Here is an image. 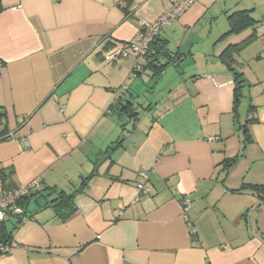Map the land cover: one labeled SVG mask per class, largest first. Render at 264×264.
I'll use <instances>...</instances> for the list:
<instances>
[{
    "label": "crops",
    "instance_id": "1",
    "mask_svg": "<svg viewBox=\"0 0 264 264\" xmlns=\"http://www.w3.org/2000/svg\"><path fill=\"white\" fill-rule=\"evenodd\" d=\"M175 1L0 0V168L41 189L21 222H0V264H264V0H195L159 32L168 65L154 80L146 58L133 71L129 43ZM236 11L258 23L223 39ZM114 48L127 56L106 61ZM225 60L243 82L236 104ZM144 76L164 96L126 134ZM86 177L62 220L48 190Z\"/></svg>",
    "mask_w": 264,
    "mask_h": 264
},
{
    "label": "trees",
    "instance_id": "2",
    "mask_svg": "<svg viewBox=\"0 0 264 264\" xmlns=\"http://www.w3.org/2000/svg\"><path fill=\"white\" fill-rule=\"evenodd\" d=\"M2 12V8H1V4H0V13ZM227 21L229 23V28L228 30L222 35L223 39H226L228 37L234 36V35H238L241 32H243L244 30H247L249 28H254L255 25H257V21H255L249 14V12L247 11H236L230 14H227ZM159 36V34H158ZM158 36L156 37V39L154 40L153 44L151 45V53L146 57L147 59V64L146 66H144V68H146V70L148 69L151 74H152V78L157 79L159 78V76H161V74L164 72L165 67L168 64H163L160 60L161 58H164L165 56H167V53L164 50V42L161 41L160 39H158ZM253 38H255V33H252V35L250 37H248L247 39H245L244 41L240 42L239 44L236 45H231L228 46L222 53V57L227 56V54H229V52L231 51H239L242 47L246 46L250 41L253 40ZM168 57V56H167ZM227 63L228 68L233 72L234 74V80H235V98H234V102L235 104L238 102L239 98H240V91L242 89V80H241V75L239 73H236L235 70L232 68L231 65H229V61L225 60ZM231 64V63H230ZM117 103H115V106H117ZM253 108L252 106H250V109ZM126 111L127 107L124 106L121 111ZM131 118H134L136 116V112H134L133 109H131ZM251 112V111H250ZM8 138H10V135H8L6 133V125H5V112L0 109V141H4L7 140ZM10 175L11 173L6 172L4 169L0 168V180L3 183L4 187L6 189H13L16 187V185H13L12 182H10ZM92 176V175H91ZM90 176V178H91ZM88 180L89 178L86 177L84 178L81 183L78 185V187H76L75 190H73L71 193L69 194H65L63 192H57L54 189H50L49 191V195L50 194H54L56 197L53 201L49 202L47 204V206L51 207L52 210L54 211L55 215L58 216L59 218H61L62 220L68 219L69 217H71L77 210L75 203H74V198L82 193L85 192L86 188H87V184H88ZM261 191L264 190V187H260L259 188ZM41 189H39L36 193H34L33 195H31L29 198L25 199V213L23 214V216L20 218H13L15 221L17 222H21L23 220V218L25 217L26 214V207L28 204V201H30L32 199V197L36 196ZM3 235V239L0 241V247L2 245H7L8 241L4 238H6L4 236V232H1ZM7 236L9 235V233H6ZM3 253L0 252V255H2Z\"/></svg>",
    "mask_w": 264,
    "mask_h": 264
},
{
    "label": "built area",
    "instance_id": "3",
    "mask_svg": "<svg viewBox=\"0 0 264 264\" xmlns=\"http://www.w3.org/2000/svg\"><path fill=\"white\" fill-rule=\"evenodd\" d=\"M195 0H176L171 8L161 14L154 21L142 20L140 27L131 42L129 51L135 56L134 70H139L142 66L143 59L151 53V45L158 36L159 32L171 24L172 21L180 17ZM127 52L114 48L105 55L106 61H115L119 58L126 57ZM140 181L136 183V189L140 195H149V173L140 172ZM40 189L37 182H31L26 185H19L13 189H6L0 180V222L9 217L21 218L25 213V199L36 193ZM184 204H187L185 202ZM193 234V232H191ZM0 252L5 254L9 252L7 245L0 247Z\"/></svg>",
    "mask_w": 264,
    "mask_h": 264
},
{
    "label": "rangeland",
    "instance_id": "4",
    "mask_svg": "<svg viewBox=\"0 0 264 264\" xmlns=\"http://www.w3.org/2000/svg\"><path fill=\"white\" fill-rule=\"evenodd\" d=\"M257 28L260 29L261 25L259 24L257 26ZM142 81L145 83L144 85H142L140 81H139V83H135V85L138 84V88H139L138 93H135V86H133L130 90V93L132 92L134 94V96L138 97V99L135 101L137 102V105H139L140 107L136 108V113L138 114V118L141 120V122H139V121L134 122L131 119H130V121H131L130 122L129 118H127V119L123 118L122 121L124 122L123 125L125 128L124 132L126 134H129V131L132 130L133 124H134V127L136 126V128H137V134H142L145 131V129L148 127V122L150 121V118H149L150 114L147 112V110L142 109V108H144V104L146 103V102H144V100L146 98H153V97L158 98L159 96H164L162 93L159 94L160 90L162 89V86L159 87V85H157V88H154V86L152 84L149 87L147 85V83L150 82V79L147 76H144ZM166 81H168V80H166ZM153 83H155V81H153ZM152 90L154 91V93L152 92ZM241 112L242 113L244 112L243 108H241ZM135 188H136V185H135Z\"/></svg>",
    "mask_w": 264,
    "mask_h": 264
}]
</instances>
